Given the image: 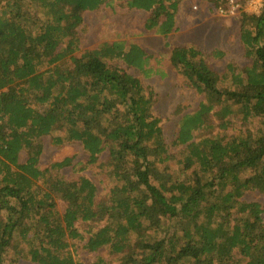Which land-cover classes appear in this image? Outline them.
<instances>
[{"label": "trees", "instance_id": "1", "mask_svg": "<svg viewBox=\"0 0 264 264\" xmlns=\"http://www.w3.org/2000/svg\"><path fill=\"white\" fill-rule=\"evenodd\" d=\"M112 1L0 0V264H84L77 243L107 249L116 264H264V209L240 200L264 195V0L239 16L249 66L218 74L193 47L171 49L170 65L203 96L177 122L176 155L152 112L154 93L117 66L148 75L140 47L117 41L74 54L81 14ZM179 1L123 0L148 12L144 29L162 36ZM201 1L226 9V0ZM230 120L257 126L228 139L211 133ZM44 136L79 142L80 170L100 168L107 193L85 176L52 175L68 158L39 170Z\"/></svg>", "mask_w": 264, "mask_h": 264}, {"label": "rangeland", "instance_id": "2", "mask_svg": "<svg viewBox=\"0 0 264 264\" xmlns=\"http://www.w3.org/2000/svg\"><path fill=\"white\" fill-rule=\"evenodd\" d=\"M261 0H226V9H216L211 3L201 0H180L175 14L174 28L166 36L159 35L144 29V22L149 13L128 9L123 0H114L108 5H102L94 11L81 14L82 22L76 29L78 38V51L94 50L101 44H112L122 41L126 45L135 44L140 47L146 57L147 63L143 72L127 67L121 61L117 66L124 72L138 78L142 86L154 93L153 114L162 122L163 138L171 154H177L182 147L176 148L174 141L177 136V122L179 118L197 110L203 96L189 87L183 77L169 62L170 51L173 47H193L203 55L208 67L218 74L225 72L227 65L236 71L250 65V59L244 55L243 46L239 39L240 13L256 14L261 8ZM214 125L217 124L212 117ZM209 121L207 122V124ZM257 120L247 125L239 120H230L226 129L211 128V133L220 134L225 139L231 138L239 130L254 129ZM209 131V132H210ZM208 132V133H209ZM41 153L37 167L39 170L50 169L55 163L70 159V164L60 169H51L54 176L63 177L68 181H77L80 177H87L94 182L98 189V196L107 193L109 184L104 173L98 167L80 170L87 160L79 142H66L56 146L51 143L49 136L41 137ZM25 154H20L23 162ZM107 154L103 153L99 160L105 162ZM170 169L175 168L173 163ZM245 202H256L264 209V195L257 191L245 192L241 197ZM58 202V211L61 213L64 203ZM264 220V213L262 215ZM79 230L86 224L77 223ZM83 243L75 245L73 256L84 264H116L119 257L111 254L107 249L96 252H87L81 248ZM6 264V263H4ZM18 264H31L21 262Z\"/></svg>", "mask_w": 264, "mask_h": 264}, {"label": "built area", "instance_id": "3", "mask_svg": "<svg viewBox=\"0 0 264 264\" xmlns=\"http://www.w3.org/2000/svg\"><path fill=\"white\" fill-rule=\"evenodd\" d=\"M262 1V0H261Z\"/></svg>", "mask_w": 264, "mask_h": 264}]
</instances>
